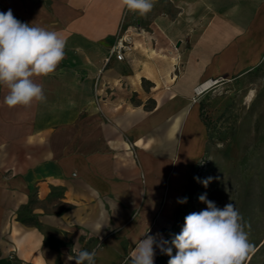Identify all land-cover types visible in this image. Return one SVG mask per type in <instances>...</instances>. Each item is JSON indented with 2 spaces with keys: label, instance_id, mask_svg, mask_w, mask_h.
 <instances>
[{
  "label": "crops",
  "instance_id": "obj_1",
  "mask_svg": "<svg viewBox=\"0 0 264 264\" xmlns=\"http://www.w3.org/2000/svg\"><path fill=\"white\" fill-rule=\"evenodd\" d=\"M9 9L66 48L34 77L45 101L9 108L0 86V264H75L81 250L130 264L145 233L170 229L207 142L195 88L264 50V0H153L145 16L120 0H0ZM122 26L137 28L135 51L107 64Z\"/></svg>",
  "mask_w": 264,
  "mask_h": 264
},
{
  "label": "rangeland",
  "instance_id": "obj_2",
  "mask_svg": "<svg viewBox=\"0 0 264 264\" xmlns=\"http://www.w3.org/2000/svg\"><path fill=\"white\" fill-rule=\"evenodd\" d=\"M259 54L246 70L212 78L209 81L215 84L209 90L194 93L193 104L199 107L208 139L193 144L182 194L187 202L180 203L173 220L163 221L170 229L160 237L169 241V247L184 218L206 209L207 204L199 200L206 194L219 208L234 204L254 249L245 264H264V50ZM209 177L205 187L203 181ZM169 259L160 252L154 264H168Z\"/></svg>",
  "mask_w": 264,
  "mask_h": 264
},
{
  "label": "clouds",
  "instance_id": "obj_3",
  "mask_svg": "<svg viewBox=\"0 0 264 264\" xmlns=\"http://www.w3.org/2000/svg\"><path fill=\"white\" fill-rule=\"evenodd\" d=\"M120 6L141 16L153 8V0H120ZM66 40L55 30H48L18 20L11 9L0 11V86L8 89L4 104L9 108L28 107L46 100L43 85L34 77L54 73L65 58ZM211 177L203 181L205 187ZM206 209L188 214L181 232L170 241L145 233L130 256V264H154L156 249L170 257L168 264H245L253 253L248 232L233 203L219 208L202 194ZM187 197L178 203H186ZM97 224V230L101 229ZM159 236V234H157ZM75 264H95V252L81 250L69 255Z\"/></svg>",
  "mask_w": 264,
  "mask_h": 264
},
{
  "label": "built area",
  "instance_id": "obj_4",
  "mask_svg": "<svg viewBox=\"0 0 264 264\" xmlns=\"http://www.w3.org/2000/svg\"><path fill=\"white\" fill-rule=\"evenodd\" d=\"M137 35V28L124 27L120 28L113 46L109 50L105 62L108 64L111 60L123 62L127 57L135 51V37Z\"/></svg>",
  "mask_w": 264,
  "mask_h": 264
},
{
  "label": "bare ground",
  "instance_id": "obj_5",
  "mask_svg": "<svg viewBox=\"0 0 264 264\" xmlns=\"http://www.w3.org/2000/svg\"><path fill=\"white\" fill-rule=\"evenodd\" d=\"M214 84L215 83H213L212 81H206L202 86L198 87V89L195 92L199 94L204 93L207 90H209Z\"/></svg>",
  "mask_w": 264,
  "mask_h": 264
},
{
  "label": "trees",
  "instance_id": "obj_6",
  "mask_svg": "<svg viewBox=\"0 0 264 264\" xmlns=\"http://www.w3.org/2000/svg\"><path fill=\"white\" fill-rule=\"evenodd\" d=\"M26 221V220H25Z\"/></svg>",
  "mask_w": 264,
  "mask_h": 264
}]
</instances>
